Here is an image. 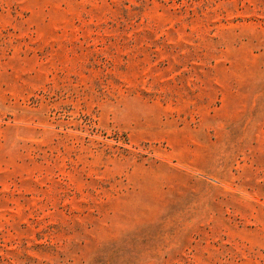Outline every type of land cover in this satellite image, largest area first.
<instances>
[{"label": "rangeland", "instance_id": "374dc122", "mask_svg": "<svg viewBox=\"0 0 264 264\" xmlns=\"http://www.w3.org/2000/svg\"><path fill=\"white\" fill-rule=\"evenodd\" d=\"M0 264H264V0H0Z\"/></svg>", "mask_w": 264, "mask_h": 264}]
</instances>
